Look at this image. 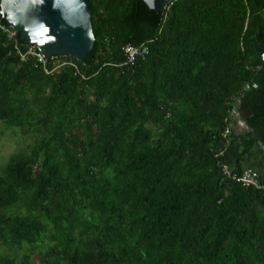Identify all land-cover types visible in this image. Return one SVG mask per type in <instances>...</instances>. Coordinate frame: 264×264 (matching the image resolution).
I'll return each mask as SVG.
<instances>
[{"label":"trees","instance_id":"trees-1","mask_svg":"<svg viewBox=\"0 0 264 264\" xmlns=\"http://www.w3.org/2000/svg\"><path fill=\"white\" fill-rule=\"evenodd\" d=\"M88 2L89 55L51 74L0 30V123L27 140L0 164V264H264V189L222 172L230 108L240 156L264 147V0Z\"/></svg>","mask_w":264,"mask_h":264},{"label":"water","instance_id":"water-1","mask_svg":"<svg viewBox=\"0 0 264 264\" xmlns=\"http://www.w3.org/2000/svg\"><path fill=\"white\" fill-rule=\"evenodd\" d=\"M141 1L163 12L173 0ZM0 18L20 34L19 45H35L45 61L70 56L84 63L94 43L88 0H0Z\"/></svg>","mask_w":264,"mask_h":264},{"label":"built area","instance_id":"built-area-1","mask_svg":"<svg viewBox=\"0 0 264 264\" xmlns=\"http://www.w3.org/2000/svg\"><path fill=\"white\" fill-rule=\"evenodd\" d=\"M0 30L5 34V37L9 43L13 45L14 53L17 55V57L20 59L21 62H27L29 59H33L35 64L40 66L42 70L46 74H51L53 71L61 66L65 65H71V63L68 62H58V58L50 57L47 61H45V58L41 55L39 52V49L34 45L32 47H28L27 45H19L17 43L16 32L15 29L11 26L6 27L4 24L0 21ZM147 53V49L144 46L135 47L131 45H127L124 48V54L126 56V63H133L136 58L143 56ZM46 62V64H45ZM60 64H58V63ZM51 64V67L49 68V65ZM251 88H256V84H245L242 91L248 90ZM239 113L234 109L230 108L228 110V118H238ZM228 131H226L227 134ZM223 153H220L222 155ZM222 172L225 176V178L232 179L233 181L240 184L243 188H257V189H264V183L261 182L260 174L253 169L245 168L242 169L239 172H233L232 169L229 168L228 165L222 166Z\"/></svg>","mask_w":264,"mask_h":264},{"label":"crops","instance_id":"crops-1","mask_svg":"<svg viewBox=\"0 0 264 264\" xmlns=\"http://www.w3.org/2000/svg\"><path fill=\"white\" fill-rule=\"evenodd\" d=\"M244 115L245 117L250 116L247 112ZM245 117L241 116L230 123L235 139L233 148L227 153L228 162L232 168H252L264 177V147L261 144H254L242 157L240 156L242 149L249 143V138L254 137L251 136V130L246 126Z\"/></svg>","mask_w":264,"mask_h":264},{"label":"rangeland","instance_id":"rangeland-1","mask_svg":"<svg viewBox=\"0 0 264 264\" xmlns=\"http://www.w3.org/2000/svg\"><path fill=\"white\" fill-rule=\"evenodd\" d=\"M26 144V138L21 135L18 129L14 131L4 129L2 123H0V164L6 161L12 153L16 152ZM1 252H5L4 249H2ZM8 252L11 253L10 251Z\"/></svg>","mask_w":264,"mask_h":264},{"label":"flooded vegetation","instance_id":"flooded-vegetation-1","mask_svg":"<svg viewBox=\"0 0 264 264\" xmlns=\"http://www.w3.org/2000/svg\"><path fill=\"white\" fill-rule=\"evenodd\" d=\"M263 52H264V49H263Z\"/></svg>","mask_w":264,"mask_h":264}]
</instances>
